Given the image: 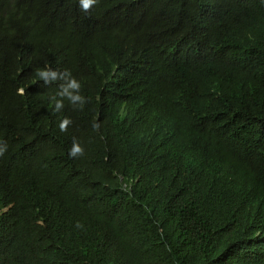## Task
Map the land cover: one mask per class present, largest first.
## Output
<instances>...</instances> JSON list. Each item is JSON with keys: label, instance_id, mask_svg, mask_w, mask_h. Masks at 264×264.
Returning a JSON list of instances; mask_svg holds the SVG:
<instances>
[{"label": "trees", "instance_id": "1", "mask_svg": "<svg viewBox=\"0 0 264 264\" xmlns=\"http://www.w3.org/2000/svg\"><path fill=\"white\" fill-rule=\"evenodd\" d=\"M0 142V264H264V0H0Z\"/></svg>", "mask_w": 264, "mask_h": 264}, {"label": "clouds", "instance_id": "2", "mask_svg": "<svg viewBox=\"0 0 264 264\" xmlns=\"http://www.w3.org/2000/svg\"><path fill=\"white\" fill-rule=\"evenodd\" d=\"M97 2V0H79L80 8L83 12H88L92 8V6ZM36 76L39 78V81H44L45 84H51L56 81H60L58 85L57 99L53 97L55 102V110L59 111L63 108V101L67 99L70 104L73 106L79 105L82 109L87 102L86 98L81 94V83L77 80L71 73L70 70L65 69L60 71L58 69H53L50 65H45L42 68H37L35 70ZM25 92L24 88L18 89V93L23 95ZM71 120L68 117H65L59 123V128L61 131H66ZM94 128L98 129L99 125H93ZM3 143V142H0ZM7 145L4 144L2 148H0V156L3 155L4 151H6ZM84 153V149L82 145L77 141L73 140L72 147L69 151V155L71 157L81 156Z\"/></svg>", "mask_w": 264, "mask_h": 264}]
</instances>
